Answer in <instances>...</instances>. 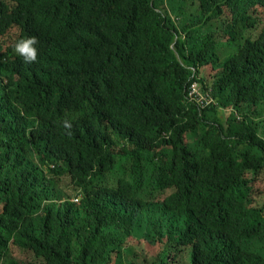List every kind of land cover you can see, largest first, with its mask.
<instances>
[{"label": "trees", "instance_id": "obj_1", "mask_svg": "<svg viewBox=\"0 0 264 264\" xmlns=\"http://www.w3.org/2000/svg\"><path fill=\"white\" fill-rule=\"evenodd\" d=\"M263 174L264 0H0V264H264Z\"/></svg>", "mask_w": 264, "mask_h": 264}, {"label": "rangeland", "instance_id": "obj_2", "mask_svg": "<svg viewBox=\"0 0 264 264\" xmlns=\"http://www.w3.org/2000/svg\"><path fill=\"white\" fill-rule=\"evenodd\" d=\"M261 181L263 182V184H262V189H263L264 188V174H263V177L261 178ZM72 194H73V192H72ZM73 199L76 202L78 201L77 200V197L76 198L73 197ZM141 241L142 240L134 239V240H132L130 242L129 249L131 250V252L130 251H126V253H125L128 259L133 254H136L137 259H138L139 262H144L145 259L151 261V260H153L157 256L156 254L159 251H161L162 248H163V245L161 246V243H159V241L157 239H156V245L147 244V242H141ZM145 250L148 251L149 254ZM190 251H191V248H190ZM183 262H184V264H189V262L191 263V253H190V261H189V255H188L187 252H184L182 254V257L179 256L177 258V260H176V263L177 264L183 263ZM170 264H174V261L171 262Z\"/></svg>", "mask_w": 264, "mask_h": 264}, {"label": "clouds", "instance_id": "obj_3", "mask_svg": "<svg viewBox=\"0 0 264 264\" xmlns=\"http://www.w3.org/2000/svg\"><path fill=\"white\" fill-rule=\"evenodd\" d=\"M37 38L34 36L21 37L14 45V52L22 58L24 62H32L37 58ZM65 128H71L68 120H63Z\"/></svg>", "mask_w": 264, "mask_h": 264}, {"label": "built area", "instance_id": "obj_4", "mask_svg": "<svg viewBox=\"0 0 264 264\" xmlns=\"http://www.w3.org/2000/svg\"><path fill=\"white\" fill-rule=\"evenodd\" d=\"M188 95L192 102L203 107L215 103V99L202 91V84L199 81H194L188 88Z\"/></svg>", "mask_w": 264, "mask_h": 264}, {"label": "bare ground", "instance_id": "obj_5", "mask_svg": "<svg viewBox=\"0 0 264 264\" xmlns=\"http://www.w3.org/2000/svg\"><path fill=\"white\" fill-rule=\"evenodd\" d=\"M216 102V101H215Z\"/></svg>", "mask_w": 264, "mask_h": 264}]
</instances>
